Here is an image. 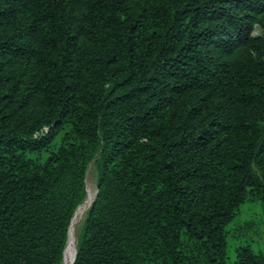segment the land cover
Instances as JSON below:
<instances>
[{"label": "trees", "instance_id": "16d2710c", "mask_svg": "<svg viewBox=\"0 0 264 264\" xmlns=\"http://www.w3.org/2000/svg\"><path fill=\"white\" fill-rule=\"evenodd\" d=\"M90 163L73 264H227L264 201V0H0V264H63Z\"/></svg>", "mask_w": 264, "mask_h": 264}, {"label": "rangeland", "instance_id": "374dc122", "mask_svg": "<svg viewBox=\"0 0 264 264\" xmlns=\"http://www.w3.org/2000/svg\"><path fill=\"white\" fill-rule=\"evenodd\" d=\"M96 181L97 171L94 163H90L86 175V188L90 187L94 195L97 191ZM84 215L76 224V239H78ZM227 230V264H231L235 248L241 244L249 243L254 250L264 253V201L253 200L245 203L240 208L237 217L227 226Z\"/></svg>", "mask_w": 264, "mask_h": 264}, {"label": "bare ground", "instance_id": "6f19581e", "mask_svg": "<svg viewBox=\"0 0 264 264\" xmlns=\"http://www.w3.org/2000/svg\"><path fill=\"white\" fill-rule=\"evenodd\" d=\"M94 197H95L94 191L90 187H87V197L78 206L77 210L75 211L73 215L72 221H71L63 264L72 263L75 250H76V241H77L76 235H75V227H76V224L82 219L84 212L86 211L88 206L91 204Z\"/></svg>", "mask_w": 264, "mask_h": 264}, {"label": "water", "instance_id": "95a60500", "mask_svg": "<svg viewBox=\"0 0 264 264\" xmlns=\"http://www.w3.org/2000/svg\"><path fill=\"white\" fill-rule=\"evenodd\" d=\"M96 193H97V191H96ZM96 195V194H95ZM95 198V197H94ZM94 200V199H93ZM71 221H72V219H71ZM71 224V223H70ZM70 228V227H69ZM68 235H69V230H68ZM75 254H76V250H75ZM75 254H74V257H73V260H72V263L71 264H73V262H74V259H75Z\"/></svg>", "mask_w": 264, "mask_h": 264}]
</instances>
